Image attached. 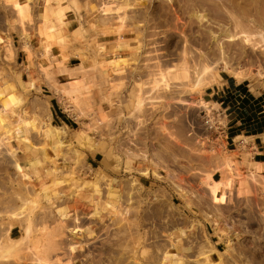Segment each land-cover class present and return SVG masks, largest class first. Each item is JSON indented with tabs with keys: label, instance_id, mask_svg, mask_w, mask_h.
Returning <instances> with one entry per match:
<instances>
[{
	"label": "rangeland",
	"instance_id": "rangeland-1",
	"mask_svg": "<svg viewBox=\"0 0 264 264\" xmlns=\"http://www.w3.org/2000/svg\"><path fill=\"white\" fill-rule=\"evenodd\" d=\"M227 75L264 91V0H0V264H264Z\"/></svg>",
	"mask_w": 264,
	"mask_h": 264
},
{
	"label": "crops",
	"instance_id": "crops-1",
	"mask_svg": "<svg viewBox=\"0 0 264 264\" xmlns=\"http://www.w3.org/2000/svg\"><path fill=\"white\" fill-rule=\"evenodd\" d=\"M204 100L219 106L215 110L222 113L221 135L226 142L235 147L242 144L251 163L264 173V91L251 89L245 79L227 75L205 90ZM51 116L57 117L56 111Z\"/></svg>",
	"mask_w": 264,
	"mask_h": 264
},
{
	"label": "built area",
	"instance_id": "built-area-1",
	"mask_svg": "<svg viewBox=\"0 0 264 264\" xmlns=\"http://www.w3.org/2000/svg\"><path fill=\"white\" fill-rule=\"evenodd\" d=\"M206 108V109H205ZM201 123L203 127L215 135H221L224 129L222 122V113L212 107H204L202 110Z\"/></svg>",
	"mask_w": 264,
	"mask_h": 264
}]
</instances>
